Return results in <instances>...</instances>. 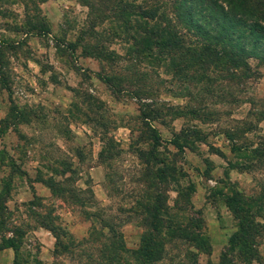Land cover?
Returning <instances> with one entry per match:
<instances>
[{
    "label": "rangeland",
    "instance_id": "rangeland-1",
    "mask_svg": "<svg viewBox=\"0 0 264 264\" xmlns=\"http://www.w3.org/2000/svg\"><path fill=\"white\" fill-rule=\"evenodd\" d=\"M96 1L0 0V243L17 239L23 264H105L94 237L108 218L132 253L147 185L175 218L199 215L206 242L170 236L152 264H247L227 195L253 212L264 264V60L206 82L179 57L176 73ZM14 256L0 247V264Z\"/></svg>",
    "mask_w": 264,
    "mask_h": 264
},
{
    "label": "trees",
    "instance_id": "trees-1",
    "mask_svg": "<svg viewBox=\"0 0 264 264\" xmlns=\"http://www.w3.org/2000/svg\"><path fill=\"white\" fill-rule=\"evenodd\" d=\"M106 1V3H105ZM100 7H110L113 17L129 27L128 35L134 42L137 54L153 60L168 59L176 73L180 71V57L186 60L184 68L194 70L199 67L201 81L211 78L210 72L217 75H236V70L246 66L247 58L264 60V0H97ZM88 49V47H86ZM88 53L109 57L108 52L91 48ZM189 73V72H188ZM195 74V73H194ZM98 76L112 87L114 77L98 73ZM188 80L190 74L184 75ZM0 72V80H1ZM156 132V131H155ZM154 145L160 144V136L153 133ZM175 143V141H174ZM156 148V147H155ZM259 150V148H258ZM144 154V152H141ZM151 152L148 153V155ZM145 161L149 159L142 156ZM160 161L163 162L161 159ZM161 179H165L167 168H161ZM52 189L54 184H48ZM142 188V198L137 199L134 211L140 216L145 231L140 236L137 248H125L121 235L117 233L107 218L106 230L94 237L93 244L100 254L108 260L105 264H152L161 259L165 243L170 236L195 240L197 246L206 245L202 237V220L199 215L188 216L187 223L169 214L165 199L158 194L151 198L148 186ZM157 189L158 185L155 186ZM238 195H227V204L234 210L239 220V229L231 235L236 243L242 239L245 243L247 264L256 256L253 246L255 239L254 216L248 206L241 203ZM192 229H188L191 228ZM47 227L54 232L53 226ZM18 231V230H16ZM18 240L13 236L3 237L0 247L14 249L17 260ZM244 252V250H240ZM133 258V262H132ZM38 264L40 262L38 261Z\"/></svg>",
    "mask_w": 264,
    "mask_h": 264
}]
</instances>
